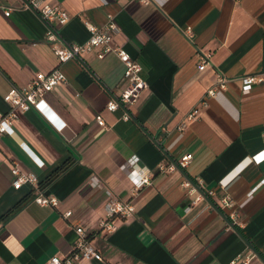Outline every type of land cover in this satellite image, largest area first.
I'll return each mask as SVG.
<instances>
[{
  "label": "crops",
  "instance_id": "crops-1",
  "mask_svg": "<svg viewBox=\"0 0 264 264\" xmlns=\"http://www.w3.org/2000/svg\"><path fill=\"white\" fill-rule=\"evenodd\" d=\"M48 2L68 20L49 23L23 0H0V111L8 109L5 92L35 72L59 67L66 77L45 93L43 111L21 113L0 134V264L62 258L77 226L100 258L74 264H264V81L241 91L243 76L264 71V0ZM109 18L118 28L113 42L136 59L147 82L126 120L121 108L105 107L122 87L117 57L91 51L59 62L45 39L51 25L63 41L81 42L89 34L85 20ZM199 51L210 52L203 69ZM219 75L225 89L206 97L198 117L179 129ZM185 153L191 160L177 166ZM132 164L134 174L150 175L136 190L120 167ZM13 165L34 173L37 188H15ZM186 179H200L213 193H189ZM38 191L57 204L33 201ZM222 196L233 198L237 215L217 204ZM110 199L135 209L116 214L108 232L100 222Z\"/></svg>",
  "mask_w": 264,
  "mask_h": 264
},
{
  "label": "built area",
  "instance_id": "built-area-1",
  "mask_svg": "<svg viewBox=\"0 0 264 264\" xmlns=\"http://www.w3.org/2000/svg\"><path fill=\"white\" fill-rule=\"evenodd\" d=\"M142 4H148L154 0H134ZM23 3L38 12L41 18L47 22L57 21L65 22L69 18L68 12L59 5H52L48 0H23ZM10 13V7L4 10V14ZM88 30V37L79 41H63L60 36L57 35L54 27L49 25L45 32V39L52 43V49L57 56L59 62L66 61L68 59H80L86 53L95 51L96 57L103 58L107 54H113L123 64V73L121 77V89L112 96L106 102V109L109 111L122 109L121 117L128 119L130 117L131 106L138 99L142 90L147 87V82L141 74L142 67L136 61L134 57L122 46H119L113 42L114 34L118 28L113 19L109 18L102 24H95L88 20L84 21ZM189 31V30H188ZM187 33V32H186ZM189 34V32H188ZM210 52L199 51V63L198 68L203 69L207 64ZM66 80L64 72L59 67H53L49 71H37L25 85L12 87L3 95V100L8 104V109L4 112L0 111V134L9 132L12 130L14 121L18 116L29 110L35 109L43 111L47 106L44 95L46 92L52 90L55 86L63 83ZM264 81V71L258 73L246 74L242 77L241 91L247 93L255 83ZM226 79L222 76H218V80L215 85L209 87L206 90L205 96H203L199 103L193 106L182 118L178 124L179 129H183L189 122L198 117V114L203 106L207 105L206 97H215L219 95L226 87ZM95 120L98 125H105L104 119L100 113L95 115ZM191 154L185 153L178 160L176 165L179 167H185L191 160ZM135 164L131 166L121 165V169L127 170V175L131 178L133 189L136 190L141 185L150 182V175L147 173L134 174L136 167ZM160 169L170 170L174 167L173 164L163 165ZM11 173L15 176L12 185L15 188L20 187L23 183H29L37 188V176L32 172H22L13 165L10 169ZM182 185L187 187L189 193L194 190H202V182L198 179V182H191L190 180H184ZM206 194H212V190H202ZM201 191V192H202ZM202 194V193H201ZM199 196L195 197L198 198ZM32 200L40 205H56L58 200L54 195L44 194L38 191ZM194 200V199H193ZM192 200V201H193ZM217 204L222 208L229 209V215L234 217L237 212L234 208L235 201L230 196H222L218 200ZM106 218L101 220L100 227L102 230L111 232L115 225L112 222V218L118 214L127 216L131 214L135 207L131 201L110 199L106 204ZM69 214V211L66 212ZM76 237L72 242V248L68 255L64 257L52 256L49 258L47 264H74L75 261L81 258L99 257L97 249L87 239L86 232L81 226H77ZM246 259L242 260V264H246ZM234 264V262L232 261Z\"/></svg>",
  "mask_w": 264,
  "mask_h": 264
},
{
  "label": "water",
  "instance_id": "water-1",
  "mask_svg": "<svg viewBox=\"0 0 264 264\" xmlns=\"http://www.w3.org/2000/svg\"><path fill=\"white\" fill-rule=\"evenodd\" d=\"M263 36H264V34H263Z\"/></svg>",
  "mask_w": 264,
  "mask_h": 264
}]
</instances>
